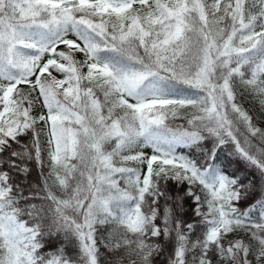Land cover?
<instances>
[{
	"label": "snow or ice",
	"instance_id": "obj_1",
	"mask_svg": "<svg viewBox=\"0 0 264 264\" xmlns=\"http://www.w3.org/2000/svg\"><path fill=\"white\" fill-rule=\"evenodd\" d=\"M261 122L264 0H0V264H264Z\"/></svg>",
	"mask_w": 264,
	"mask_h": 264
},
{
	"label": "trees",
	"instance_id": "obj_2",
	"mask_svg": "<svg viewBox=\"0 0 264 264\" xmlns=\"http://www.w3.org/2000/svg\"><path fill=\"white\" fill-rule=\"evenodd\" d=\"M63 48H64V46H63ZM63 48H61V50ZM54 74H56V73H54ZM56 75H59V74H56ZM243 106L246 109H252L253 113H257L259 111L258 102H254L251 98L245 100L244 103H243ZM38 110H40V109H38ZM192 111H193V109H191V108L189 110L186 109V108H185V110L182 109L181 110V115L176 118L174 123L175 124H179V125H186V121H185V119L183 117H184L185 114L190 113ZM259 126L264 127V122H261L259 124ZM13 147H15V145H13ZM147 150L152 151L150 148H147ZM181 151H187V150L186 149H181ZM224 151L227 152L228 149H225ZM222 156H223V153H222ZM32 168H33L32 176H35L36 175V168H35L34 164L32 165ZM145 171H146V167H145ZM228 172L230 174L234 173V174H238V175H244L246 177H250V176L254 175V172L250 171L247 168V166L245 165V163L243 161H240V160H233L231 166L228 168ZM258 195H259V193H256V196H258ZM256 196H253L252 199H255ZM248 202L251 203L252 200H249ZM185 205H186V207H189V212L187 213L186 218H190L191 217V211H190L191 201L190 200H185ZM229 238H231V237H229ZM57 243H58V241L52 242V243H50L48 245V247L54 249L57 246ZM69 251H71V249H69ZM114 256L116 258L122 257V256H124V253L122 251L116 252L114 254ZM128 259H129L128 257H125L124 264H128ZM154 264H163V261H161L160 257H157L155 259V261H154Z\"/></svg>",
	"mask_w": 264,
	"mask_h": 264
},
{
	"label": "rangeland",
	"instance_id": "obj_3",
	"mask_svg": "<svg viewBox=\"0 0 264 264\" xmlns=\"http://www.w3.org/2000/svg\"><path fill=\"white\" fill-rule=\"evenodd\" d=\"M70 38H71V37H70ZM61 48H63V45L60 46V49H61ZM77 58H78V59H83V56L80 55V54H77ZM186 109L189 110L190 108H186ZM184 110H185V109H184ZM37 111H40V110H37ZM144 151H145L146 153H148L149 155L151 154V151H149V150H147V149H145Z\"/></svg>",
	"mask_w": 264,
	"mask_h": 264
}]
</instances>
